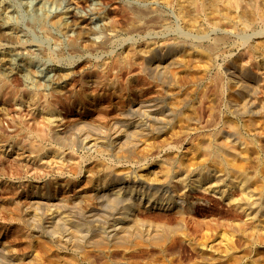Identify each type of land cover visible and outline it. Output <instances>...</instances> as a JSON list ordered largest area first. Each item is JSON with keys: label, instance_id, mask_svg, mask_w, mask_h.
I'll return each mask as SVG.
<instances>
[{"label": "rangeland", "instance_id": "374dc122", "mask_svg": "<svg viewBox=\"0 0 264 264\" xmlns=\"http://www.w3.org/2000/svg\"><path fill=\"white\" fill-rule=\"evenodd\" d=\"M133 9L161 14L162 24L130 33L128 12ZM54 15L61 25L52 22ZM35 16L45 17V23L34 25ZM0 29L6 33L0 35V73L15 89L0 94V264H264V226L250 205L259 192L264 195L259 156L264 157V136L259 133L264 126V25L222 21L217 28L189 26L177 0H0ZM219 33L227 40L213 64L177 69L178 75L191 76L189 83L168 82L146 70L164 54L157 50L163 40L185 36L214 44ZM251 44L258 46V53L245 57L244 64L254 73L253 81L241 73L243 68L231 67ZM9 61L16 65L11 74L4 69ZM59 71L64 78L49 86L39 80ZM243 87L253 91V117L233 114ZM30 88L57 99L55 107L29 96ZM171 91L188 92L190 98L178 124L140 136L129 153L112 149L116 139L111 133L103 147L85 145L79 138L78 123L111 131L130 118L149 127L148 117L135 110L137 104L152 99L166 104ZM213 108L218 123H212ZM190 115L198 122L187 132L182 125ZM228 120L242 133L232 160L242 167L245 184L200 150L215 131L231 139ZM39 132L49 136L42 140ZM32 144L41 150L33 151ZM16 147L31 152L19 154ZM170 164L171 170H182L180 182L166 175ZM108 169L121 173L119 181L113 178L114 183L101 186ZM201 170L211 175L209 183L202 180ZM129 182L139 185L144 196L137 195L143 201L139 199L142 203L133 207L127 221L134 218L141 226L122 241L103 238L94 225L109 227L116 208L97 210L105 203L100 195ZM157 186L160 195L153 196ZM58 203L78 221L90 223L84 225L79 244L68 234L69 224L62 234L50 226V213ZM36 208L40 225H35ZM90 212L100 214H95L98 220ZM87 227L90 234L94 230L92 235Z\"/></svg>", "mask_w": 264, "mask_h": 264}, {"label": "bare ground", "instance_id": "6f19581e", "mask_svg": "<svg viewBox=\"0 0 264 264\" xmlns=\"http://www.w3.org/2000/svg\"><path fill=\"white\" fill-rule=\"evenodd\" d=\"M69 1L74 2L75 0H69ZM177 3L179 5L182 15L186 17V23H188L189 26L203 24L209 28H217L222 21L230 25H234L237 21L242 22L246 26H251L255 24L264 25V0H177ZM128 13L130 14V20L127 22L129 23L127 26V31L129 30L130 33L137 32L138 30L141 29L146 30L148 27H151L152 25L162 24L161 21L162 18L160 19L161 14L159 16L156 15V13L155 15L154 13L150 15L148 11L142 9H133L131 10V12L129 11ZM57 16L54 15V17L51 18L53 20L52 22L55 25L56 24L61 25V20L59 16L58 17ZM44 18L45 17L42 16L40 17L35 16L33 19L34 25H38V24L40 25V22L41 23L44 22ZM143 19L145 20V22L142 23L141 21ZM182 33L184 34L186 32H182ZM0 35L3 37L6 35V33L0 29ZM219 35L216 37L214 44H205V42H202L203 40L195 41L185 36L183 37L180 36L179 38L178 37L175 38L174 36V39L173 38L165 39L157 48V50L161 49L164 51V54H162V56L159 57L161 59H158L155 65L147 66L146 70H149L152 74L158 75L168 82L180 84L181 82L185 81L189 83L191 81V76L187 75L182 77L177 74L178 72L177 69L183 67V68H195L200 70L202 66H208L213 64L214 56L223 49L222 48L224 45L223 43L226 42L227 40L225 35L223 34L220 36ZM71 43H72L71 45H73L72 48L76 49L77 47L76 41L71 40ZM257 53H258V46L251 44L250 48L246 51V56H243L239 60L233 61L231 63V67L236 70H240L241 68H243L244 70L242 69L243 71H241V73H243L247 77V79L253 81V79H256V77L253 72L246 70V65L244 64V61L246 60L245 57L253 58ZM187 54H192L194 57L186 58L184 55ZM200 58L204 59V63L200 62ZM4 69L8 71L9 74H11L15 71L16 65L12 63V61H9ZM51 77L45 75L40 77L39 80L42 81L44 79L45 84L49 86L52 83V81L61 80L64 78L61 71L56 73L54 77L52 78ZM24 82H27L26 79ZM10 86L6 80L5 73L3 72L0 76V94H2ZM10 89L15 90L12 87H10ZM30 89H31L30 91L31 93L29 96H31L33 99L44 100L48 106L55 107V103L57 99L50 98L46 93L42 92L40 88H30ZM242 92H243L242 93L243 97H241L240 100L238 102H235L234 104L236 106L234 107L233 114L239 116L240 118L248 117V116L253 117L254 115L252 116V113L253 114L256 113L255 109L257 107L256 101L254 99L253 91L252 89L250 90L247 87H243ZM169 93L170 96L166 104L158 103L154 99L142 101L139 102V104H137L135 110L142 113L144 116L148 117V120H150L151 122V125H149V127L145 126L144 123L140 121V119L134 121L130 118L127 123H124L119 126H113L111 131L110 130L106 131L105 129L101 128L98 125L96 126L93 124H89V125L87 124L86 127V125L84 126L78 123L76 127L77 129L80 130L81 133L79 138L82 139L85 145H89V146L96 145L103 147L105 146L106 142L109 140L112 134L113 138L116 139L114 140L115 147L114 148L112 147V149H115L117 152L125 150L127 151V153H129L131 150L132 142H135L140 136L149 135L152 131L155 130H157V132L164 131V129L167 128L173 130L175 125L178 124L179 120L181 119L180 115H182L183 113L185 103L190 102V98L188 97V94H186L188 92L178 93V91H171ZM78 102L80 104V102L83 101L79 99ZM216 112L217 109L213 108L212 123H218L217 121L219 118H216L218 115L215 117ZM129 114H130L129 111L125 112L126 117H129L130 116ZM150 122L148 124H150ZM197 122L198 121L196 116L190 115L186 117L182 127L185 131L190 132L194 129V124H197ZM225 124L229 128V131H231L230 133L231 139L223 138V134H222L224 133L223 131H215L216 136H214V138L205 139L201 144L200 150L204 154V156H207L215 164L221 167L226 173L231 175L235 180L242 182L244 184L248 183L246 180V176L242 170V167L234 165V161L232 160L233 155L238 152V145L241 142H243L241 130L239 129L237 123L234 122V120H228L225 122ZM88 133H90L91 135H89ZM259 133L264 136V126L261 128ZM38 135L40 138H42V140L46 139L49 136L45 132L44 133L39 132ZM56 137L60 139L62 142L63 141L68 142L67 140L68 138L67 136L65 137L64 134L63 136L62 134L61 135L58 134ZM30 148L33 151H38V152L41 150L34 144H32ZM17 149L19 154H25L26 152H31L28 151L26 147L25 148L16 147V150ZM108 150L111 149H107V151ZM259 156L261 157L262 164H264V160H263L264 157H262L261 154H259ZM162 161L164 160L162 159ZM172 167H173L172 164L168 165V171L166 172V175L172 176L174 181L180 182L182 180L181 177L182 175L180 176L182 170L181 169L171 170ZM105 173H106V178L104 182L100 183L101 186H105V185L107 186L109 184L108 181H110V183L111 181L112 183H114L113 182L114 180L111 179L117 178L118 180L119 179L118 177L121 175V173L118 170L114 171L112 169H108L107 171H105ZM200 174L202 180L206 181V183L210 182L209 179H211L210 178L211 175L208 172L201 170ZM183 175H185V173ZM137 186L129 182L126 185L113 186L109 192H106L105 194L102 193L103 194L102 196L100 195V197H102L101 199L105 200L104 203L105 207L101 205V209H97V210L104 211L108 207L112 209L116 208L115 209L116 211L114 212V220H112L113 218L111 219L112 223L110 226L108 225L109 227H107L106 229H100V228L97 229L99 225L97 227L96 225H94L95 227L94 230L98 231L100 236L106 239L107 237L110 239L112 238L114 239L115 237H117V239H120L119 241H122V238L125 239L126 236L134 233L135 228L139 229L141 225L139 224L138 221H135L134 218H130L129 221H127L129 215L133 210V207L135 209L136 207L135 205L139 206L143 201V198L140 199L139 197H137V195L144 196L143 190L137 188ZM140 187H144V185L142 184ZM159 189H161V187L158 186L156 188H152V190H155L152 191L153 196L154 195L157 196L158 194L160 195L161 191ZM139 199L142 201H140ZM121 204L123 205L122 210L121 208L119 209V207H121L119 205ZM250 205L252 206V209L255 211V213L258 214L260 222L264 226V195L261 192H259L258 195L253 198V201L250 203ZM55 206H56L54 210L55 212H51L52 214L50 213V217H49L50 219L49 224L51 227L52 226L54 227L53 231H56L55 228L61 230L64 228L66 224L67 225L69 224L70 227L69 226L67 227L71 231L69 232L72 233V235L70 233L68 234L70 235V237L71 236L73 237V238L71 237L73 241L75 239V242L79 244V242H81L82 238L84 237V232H85L84 229H86L84 225L88 224L89 222L88 223L85 222L86 224H83V222L78 221V219L72 214L71 210L67 209V207L66 208L62 207L60 203H58V205L55 204ZM105 211L107 212L110 210H105ZM37 212H38L37 208L35 209V211L33 210L34 217L36 216ZM92 213L90 212L87 214H89V217L91 218L95 217V221L96 219L98 220V218L96 217L97 216L100 217V214L95 212L96 215L98 214L96 216L94 213L93 214ZM34 219H35V225L36 223L38 225L39 224L38 218L35 217ZM102 227L104 228L106 226H102ZM91 228L89 227V229ZM87 231L88 233L90 231L88 230V227H87ZM60 232L62 234L63 231L61 230ZM129 232L130 234H127ZM92 234L89 233L88 235H92ZM95 234H97V232ZM260 239L262 240L260 243H264V231L260 235Z\"/></svg>", "mask_w": 264, "mask_h": 264}]
</instances>
